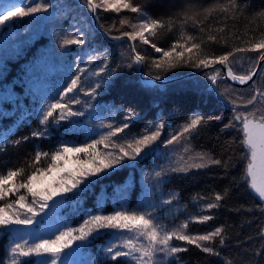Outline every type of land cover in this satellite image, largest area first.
I'll return each instance as SVG.
<instances>
[{
  "label": "trees",
  "instance_id": "16d2710c",
  "mask_svg": "<svg viewBox=\"0 0 264 264\" xmlns=\"http://www.w3.org/2000/svg\"><path fill=\"white\" fill-rule=\"evenodd\" d=\"M7 2V0H3ZM48 3L47 11L35 13L23 18H15L4 26H0V173L9 169L24 168L25 175L17 179H25L26 175L35 171L36 167L46 168L50 159H42L39 164H32L37 150L55 151L59 144L79 145L99 139L106 131V125L119 126L125 122L126 114L131 111L134 118L129 129L125 130L123 138L141 134L143 130L160 121L165 127L162 131L159 147L145 151L134 161L125 160L122 165L108 170L98 177H92L91 183L74 189L59 197L57 221L59 229L77 227L88 214H95L97 206L103 214L118 210L121 206L130 210L143 209L155 211L160 222L173 227L180 224L190 215H212L214 219L205 223H190L189 233H207L220 225L226 226V244L219 248L217 238L213 245L221 255L209 256L186 242L173 241L176 246L187 247L188 251L178 255L176 264H225V260L233 264H264V255H258V250H264V240L258 235L264 228V212L256 205L260 204L248 188L246 180L242 179L246 161L241 157L243 148L240 145L241 133L237 128H225L233 116V105L224 99L221 93L231 86L236 96L250 98L252 82L244 87H235L221 79L213 91L204 71L196 76L180 79L170 83L152 86L140 83L137 70L132 61L130 46L126 41H107L102 34L92 27L83 0H24L27 6L35 3ZM145 6L154 19L167 21L169 17L177 19L187 8L200 11L214 3H226L227 0H134ZM241 5L250 4L246 16L264 9V0H238ZM137 14L124 10L104 12L98 10L95 16L97 25L108 35L118 36L120 32L111 28L113 24L120 27L121 18L136 22ZM224 14L214 13L204 23L207 34H218L216 28L224 24ZM182 19V15L180 16ZM199 19H203V12ZM257 23L260 28L257 29ZM248 24L245 19L239 22L229 20L227 31L234 33L229 36L227 46H206L209 54L220 55L230 51L232 47H245L253 39L259 38L264 23ZM235 25V27H233ZM83 29L87 34L84 45L61 46L62 38L67 35H79ZM212 29L209 33L207 30ZM123 31L131 29L125 26ZM189 34H199L191 22L186 26ZM179 36V25L174 31L160 30L153 43L158 47L168 49ZM238 37V39H237ZM137 51L147 57L142 64V73L146 76H156L150 62L159 58L150 45L135 42ZM97 55V59L88 62L89 56ZM257 53H247L240 64L235 65L237 74H246L255 66ZM80 57L81 59H77ZM107 62V63H106ZM100 67L105 72L95 75ZM78 68L84 69L81 75L82 86L96 87L97 95L93 98L78 93L79 105H72L76 111H83V116L71 117L58 124L52 120L47 125H41L39 119L44 106L52 98H58V93L67 86L71 77L77 74ZM191 67H177L161 71L163 76L182 74L193 70ZM256 86L264 85V64L253 79ZM231 95V92L225 93ZM85 102L91 107H85ZM251 106H249L250 110ZM199 113L206 118V123L200 126L189 144L195 151L211 152L216 158L230 161L227 168L210 166L206 169H189L187 172L170 171L179 167V156L182 154L180 145L168 146L165 149L163 140L179 129L190 116ZM212 117V119H207ZM46 129L43 137H31V132ZM29 137L20 144L14 141ZM106 151L103 145L98 146ZM164 153V154H162ZM192 153L184 154L185 160ZM81 159H84L81 154ZM29 165H32L31 167ZM164 169V175L156 177L155 172ZM229 189L228 197L222 202V207L203 211L197 204V196L211 197L213 192ZM24 194V190H20ZM174 197L172 203L163 204L164 200ZM16 199L10 195L0 204ZM30 199V197H29ZM144 199L147 202H144ZM152 206V207H149ZM15 228L14 226H11ZM19 236L12 231L0 229V261L8 264V253L13 243L20 242ZM116 242L112 230H102L99 235H93L81 243L80 253L85 264H130L124 258L115 261L107 256L104 249ZM77 243V242H76ZM36 258H25V264H35Z\"/></svg>",
  "mask_w": 264,
  "mask_h": 264
},
{
  "label": "snow or ice",
  "instance_id": "6c2138e0",
  "mask_svg": "<svg viewBox=\"0 0 264 264\" xmlns=\"http://www.w3.org/2000/svg\"><path fill=\"white\" fill-rule=\"evenodd\" d=\"M88 12L98 16V10L104 12H115L117 14L124 10L137 14L136 22L132 19L121 18L120 27L115 24L111 28L120 32V35L113 39L120 40L127 38L133 42L130 51L135 53L132 61L135 64H144L147 57L137 51L136 43L150 45L155 53L160 54L159 58L151 60L150 65L157 74L156 80L162 79L161 71H168L177 67H191L208 70L205 75L213 89L221 79H230L241 85L252 81V95L250 98L236 96L231 86L224 90L221 95L233 105V116L224 126L225 128H237L241 133L240 145L243 148L241 157L246 161L242 179L246 180L248 188L259 199L257 208L264 212V85L256 86L253 77L257 73V67L252 66L246 74H237L235 65L240 64L247 53H257L255 65L259 66L264 61V30H260L259 38H255L245 47H232L230 51L223 54H209L206 46L221 45L227 46L229 36L234 33L227 31L229 20L239 22L245 19L248 24L257 22L264 23V9L246 16L250 4L241 5L238 0H227L226 3H214L200 11H193L187 8L177 19L171 17L167 21L154 19L145 11V6L137 4L134 0H83ZM48 3H35L34 6H27L24 0H0V26L6 25L15 18L31 16L35 13L47 11ZM203 12V19H199ZM216 12L224 14V24L215 29L218 34L204 35V23ZM182 15V19L180 16ZM192 23L194 29H199V34L192 35L186 31V26ZM179 25V36L171 43L168 49L158 47L152 42V38L158 35L160 30L174 31ZM127 26L131 30L123 31ZM235 27V25H233ZM260 28L257 23V29ZM209 33L213 30L208 29ZM87 34L83 29L79 35L67 34L62 38L61 46L84 45ZM238 39V37H237ZM77 59H81L77 57ZM97 59V55L89 56L88 62ZM107 63V62H106ZM84 69L78 68L77 74L71 77L70 82L58 93V98H52L44 106L39 119L41 125H47L50 119L58 124L60 121L69 120L71 117L83 116V111H76L72 105L82 103L78 93L83 92L85 96L95 97L96 87L85 89L81 83V75ZM105 72L100 67L95 73L99 76ZM231 92V95L225 93ZM249 106H251L249 110ZM85 107H91L85 102ZM134 114L129 111L125 116V122L119 126L106 125L108 131L99 139L90 142L69 145L61 143L55 151L50 154L37 150L32 164H39L42 159H50L46 168L36 167L35 171L26 175L25 179H17L25 175L24 168L9 169L6 173H0V201L6 200L10 195H16V199L0 204V229H7L13 233L21 232V229L12 228L13 225L30 226L41 223V216H47L46 210L55 208L59 201L54 198L63 197L66 193L79 189L91 183L92 177H98L116 166L122 165L125 160L134 161L145 151H152L159 147L162 131L165 127L163 121L146 127L141 134L132 136L130 139L123 138L126 129H129ZM207 119H212L208 117ZM206 123V118L195 113L188 120L179 126V129L171 134L170 138L163 140L165 149L168 146L180 145L182 154L179 156V167H172L169 170L176 172H187L189 169H206L210 166H223L227 168L230 161L216 158L211 152L195 151L189 144L190 138L198 133L200 126ZM47 134L46 129L31 132V137H43ZM29 137H22L14 141L20 144ZM103 145L106 151L98 147ZM2 150V149H0ZM192 153L185 160L184 154ZM81 154L84 159H81ZM164 154V153H162ZM30 167L32 165H29ZM156 177L164 175V169L154 173ZM24 194H20V190ZM229 189L222 192H213L211 197L197 196L199 207L203 211H209L222 207V202L228 197ZM29 197L31 198L29 200ZM174 197L164 200L163 204L172 203ZM52 202L51 204L49 202ZM152 207V206H149ZM214 219L212 215L200 214L190 215L178 225L169 227L160 222L155 211L143 209L130 210L121 206L108 214H103L100 206H97L95 214H88V217L77 227H64L57 230L46 238L39 237L35 229L23 232L20 242L13 243L8 256V264H25V258L35 257V264H67L66 254L69 250L75 251L82 245L76 242L87 241L93 235H99L102 230H112L116 242L111 243L104 249L107 256L113 261L124 257L130 264H176L178 255L188 251L187 247L176 246L173 241L186 242L209 256H220V250L213 245L219 239V248L226 244V226L220 225L213 230L199 234L189 233L190 223H205ZM258 235L264 240V228H261ZM258 255H264V250H258ZM0 264H4L0 261ZM225 264H233L231 260H225ZM254 264V262H253Z\"/></svg>",
  "mask_w": 264,
  "mask_h": 264
},
{
  "label": "water",
  "instance_id": "95a60500",
  "mask_svg": "<svg viewBox=\"0 0 264 264\" xmlns=\"http://www.w3.org/2000/svg\"><path fill=\"white\" fill-rule=\"evenodd\" d=\"M87 12H88V9H87ZM88 15H89L92 27L95 30H97L100 34H102V36L107 41H111V42L126 41L129 44V46L133 43V42L129 41L126 37L122 38L120 40L113 39V37H115V36L108 35L104 30H102L97 25L95 16H93L89 12H88ZM133 55H135V53L131 52V56H133ZM263 64H264V61H261L259 66L255 65L257 67V73L253 77V79L257 76V74L259 73V71H260V69H261ZM134 65H135V68L137 70V75H138V79H139L140 83L143 84V85H148V86H152V85H155V84L170 83V82L177 81V80H180V79L190 78V77L196 76L197 74H200V73H202L204 71H208V70H205V69H196V68H194L193 70H190V71L182 73V74L171 75V76H163L162 79L156 80L155 76H146V75H144L142 73V64H135L134 63ZM223 80L227 81L229 84H231L232 86H235V87H244V86H246V85H248V84H250L252 82V81H249L247 84L241 85L238 82L231 81L230 79H223ZM213 91L215 93H217L216 88L213 89Z\"/></svg>",
  "mask_w": 264,
  "mask_h": 264
},
{
  "label": "rangeland",
  "instance_id": "374dc122",
  "mask_svg": "<svg viewBox=\"0 0 264 264\" xmlns=\"http://www.w3.org/2000/svg\"><path fill=\"white\" fill-rule=\"evenodd\" d=\"M54 199L59 201V197L54 198ZM144 202H147V200L144 199ZM49 203L51 204L52 202L50 201ZM59 207H60V204L58 203L55 208L46 210L48 212V215L43 216L42 214L40 218L41 219L40 224L30 225V226L13 225L15 228L22 230L21 232L13 233L14 236H19L18 238L21 239L24 231H28L34 228L36 234L39 237L46 238L47 235H51L55 233V231L60 230L59 223L57 221V217H58L57 214H58ZM77 243L81 244L82 242H77ZM66 261H67V264H85L84 263L85 259L84 258L82 259L80 248L76 249L75 251L69 250V252L66 254Z\"/></svg>",
  "mask_w": 264,
  "mask_h": 264
}]
</instances>
